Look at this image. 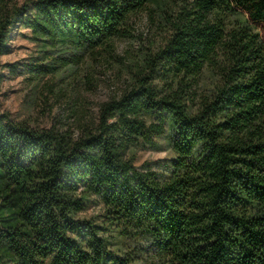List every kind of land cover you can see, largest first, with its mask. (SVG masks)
<instances>
[{
    "label": "trees",
    "instance_id": "obj_1",
    "mask_svg": "<svg viewBox=\"0 0 264 264\" xmlns=\"http://www.w3.org/2000/svg\"><path fill=\"white\" fill-rule=\"evenodd\" d=\"M167 3L0 0V55L30 29L35 87L112 50L151 5L161 34L76 127L15 118L0 94V264H264V0ZM167 128L166 172L137 166ZM90 196L99 223L81 217ZM113 236L144 238L151 255L121 254Z\"/></svg>",
    "mask_w": 264,
    "mask_h": 264
},
{
    "label": "rangeland",
    "instance_id": "obj_2",
    "mask_svg": "<svg viewBox=\"0 0 264 264\" xmlns=\"http://www.w3.org/2000/svg\"><path fill=\"white\" fill-rule=\"evenodd\" d=\"M12 1L21 4L28 0ZM166 1L167 4L174 5L183 3V0ZM152 7L153 5L133 16L131 33L117 38L112 50H101L93 57H86L74 64V68L58 65V69L47 72L36 87L29 73V64L34 63L42 53L32 38L30 29L22 25L14 27L8 41V51L0 55V70L4 74L0 87L2 108L13 117L26 119L38 126L55 123L76 127L79 121L96 116L99 104L117 95L125 87L130 61L149 46L151 41L160 40L157 20L150 12ZM238 17L244 19L242 13H238ZM50 54L55 56L57 52L51 51ZM174 157L175 153L170 145V129L167 128L157 138L156 146L137 148L135 164L163 173ZM86 203L81 217L101 222L103 205L98 197L90 196ZM111 241L113 248L121 254L133 249L141 259L151 255L145 251L148 244L144 238L133 240L113 236Z\"/></svg>",
    "mask_w": 264,
    "mask_h": 264
}]
</instances>
